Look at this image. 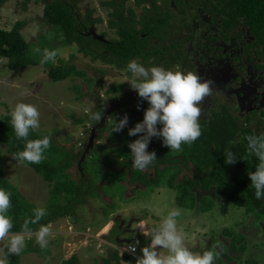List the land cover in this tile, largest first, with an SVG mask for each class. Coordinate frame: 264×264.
Returning <instances> with one entry per match:
<instances>
[{
    "label": "trees",
    "instance_id": "trees-1",
    "mask_svg": "<svg viewBox=\"0 0 264 264\" xmlns=\"http://www.w3.org/2000/svg\"><path fill=\"white\" fill-rule=\"evenodd\" d=\"M14 0H0V11L7 2ZM32 0H24L26 5ZM43 5V14L40 20L49 27L57 28L58 33L54 37H58L62 46L77 48L78 53L83 57H89L91 61H101L104 64L113 65L121 70H127V64L135 60L143 64L146 68L153 66H160L159 61L154 58H162L167 53L160 49L165 42L166 33H173L175 24H167V18L161 19L157 17L152 11L158 8L153 0V5L150 10L142 8L143 15L141 16V30L136 29V23L133 21L134 10L126 8V3L129 0H110L104 2L102 6L113 9L112 17L114 20L108 23V28L114 30L117 38L111 39L108 43L102 44L95 41L92 37H87L83 33V27L86 23L83 19L81 21L77 9L74 8L79 0H35ZM70 2H73L70 4ZM151 3L150 0H134V7ZM216 4L221 6L220 13L229 20L223 22L225 31L239 29L237 38H243V29H248L250 36L255 46H250V49L255 50L257 58L264 59V0H216ZM72 5V7L70 6ZM127 9L130 13V18L125 19L123 10ZM91 11L87 12V17L90 16ZM86 17V18H87ZM116 20V21H115ZM100 21V20H98ZM29 22L18 21L8 31L0 29V62L4 59L8 62V69L15 71L19 68H26L28 66H40L41 62L35 61L30 57L29 45L24 40L21 32L26 28ZM83 23V26H82ZM191 28L187 24L175 30L181 32L184 30L190 31ZM223 29V28H222ZM164 31L163 35L162 32ZM142 35V36H141ZM224 35V34H223ZM105 36V35H104ZM106 37V36H105ZM60 40V41H59ZM152 41L154 43H152ZM166 43V42H165ZM174 41L171 45L166 47H175ZM103 48L109 52V56L101 53ZM160 55V56H159ZM153 56V61L150 57ZM162 56V57H161ZM169 56V54H168ZM75 55H70L67 60H59L55 65L49 64L44 67L47 69V76L52 82L65 81L69 78H83L90 87L94 83V79L88 78L84 71L78 70L74 65ZM168 64V60L166 62ZM43 67V68H44ZM48 67V68H47ZM44 68V69H45ZM129 75V72H128ZM122 87L113 85L107 92L106 97L111 98L112 94L118 92ZM78 94L77 100L85 96L79 86L74 87ZM98 95V94H97ZM105 105V104H104ZM103 113V109H100ZM264 117V113L261 114ZM10 113L0 117V190H5L11 193V208L8 215L12 218L13 228L9 235L20 233L22 235L36 234L41 225L49 226L60 219H73L76 217L79 208L87 205L88 197L98 196V187L95 183L104 181L109 174H122L119 177L121 182L125 179V172L120 168H127L133 183H141L148 187L149 180L153 188L165 186L172 190L174 195V202L181 208L192 210L196 213H206L214 207V200L220 198H227L237 208H242L248 215H253L256 220L264 222V200L255 199V189L251 187V181L248 173L254 172L258 160L254 155H249L246 137L249 135H264V129L260 130L259 125L253 129L251 126H244L240 124L238 117L230 114L228 109H220L218 112L212 111L207 120L204 117L200 118V125L202 135L194 143L188 145L183 144L182 156L189 160L194 166L197 176L191 179L185 178L183 182L177 183L176 176L180 171L175 168L173 173L169 175V168H165L163 172L156 170L154 178H150L146 172L153 167L150 166L144 171L136 170L131 163V150L128 144L140 138L143 133L136 136H129L130 128L135 127L136 124H130L127 129L124 128L121 132H112L113 125L107 129L109 137L113 143H117L119 148L117 151L126 162L112 165L108 157L99 158L94 155L92 164L95 166L96 172L94 178L86 181V178L75 181L68 170L73 166L78 155L73 154L72 151L56 145L54 134L44 131L30 132L28 139H39L43 136L50 138V147L45 152V158L39 164H29L27 162H19L20 164L31 168L49 188V196L43 206H37L35 203L28 200L15 186H13L4 176L2 168V147L7 149L8 154L15 156V154L24 148L25 141L18 140L11 126ZM76 124H83L86 128L88 122H92L91 116L86 121L82 119H75ZM129 123V122H128ZM156 147L153 144V138L148 146V151H155ZM226 151H231L238 159L233 164H225L224 154ZM176 151H171L165 146H157V158L168 157ZM133 167V169H131ZM168 175V176H167ZM123 178V180H121ZM95 179V180H94ZM103 187V186H101ZM150 189V187H148ZM199 189L203 193H207L210 189L213 190V195H199L192 189ZM102 189V188H101ZM124 192V191H123ZM150 193L146 192L145 194ZM115 196V195H114ZM44 208L47 214L39 221V223H29V231L23 230L25 221L34 219L33 209ZM109 209L113 210L114 206L110 205ZM108 209V210H109ZM107 209L102 210V216L108 219L112 211ZM85 227L80 225L79 231H84ZM221 235L219 242L220 251L224 252L225 257L230 260L234 256L241 260L239 256L246 249V244H250L248 237H241L235 239L231 235ZM228 238V239H225ZM113 243L111 238L108 239ZM149 240V239H148ZM147 240V241H148ZM25 249L17 255H9V261L6 264H20L21 257L26 254L35 253L42 257H47L48 252L46 248H40L38 244L33 241L25 242ZM143 243V241H142ZM242 243V244H241ZM263 241L261 242L262 246ZM257 244V243H256ZM255 248V246H253ZM226 249L228 251H226ZM261 249V250H260ZM258 250V251H257ZM255 252L248 254L246 264H264V246L258 248ZM223 254V255H224ZM130 257L124 255V260H129ZM113 260V259H112ZM233 260V259H232ZM62 264H80L78 258L73 255Z\"/></svg>",
    "mask_w": 264,
    "mask_h": 264
},
{
    "label": "rangeland",
    "instance_id": "rangeland-1",
    "mask_svg": "<svg viewBox=\"0 0 264 264\" xmlns=\"http://www.w3.org/2000/svg\"><path fill=\"white\" fill-rule=\"evenodd\" d=\"M108 1L79 0L76 8L81 19H84L87 12L91 10L92 16L101 22L96 25L97 33L106 29L107 38L116 39L117 36L114 31L108 32L105 28L111 9L103 7L102 4ZM23 4L24 0H14L7 2L2 7L0 29L8 31L16 22L27 21L29 23L21 34L29 45L30 57L41 62L44 49L55 50L58 55L54 64L48 62L40 66L19 68L15 71L8 69L6 59L0 62V117L10 113L19 102L35 105L40 113L38 131L55 133L54 138L57 146L64 147L72 151L73 154H78L81 151V149H77L79 143L87 142V132L84 130L83 124H76L74 120L86 121L90 113L98 107L96 97L93 98V96L98 94V99H105L106 92L113 85L122 87L120 92L114 94L115 97L121 99L125 97L131 103L135 90L131 88L130 83L136 77L131 73L127 75L126 70L115 69L101 61L93 62L89 57H83L78 53L75 46L65 47L59 42L57 43L58 37H54L58 33L57 28L49 27L40 20L43 14V5L35 0L26 5ZM126 6L133 8L131 1H128ZM145 8L147 7L145 6ZM141 10L142 8L139 7V9H135V12L139 15ZM37 48L41 50L40 54L34 52ZM72 54L76 56L73 63L77 69L84 71L88 78L94 79V83L90 87L83 78H69L65 81L52 82L47 76L45 65H55L59 60H67ZM76 86H79L85 94L80 100L76 99L78 94L73 90ZM107 134V131L103 133L101 142L105 140ZM1 152L2 168L6 179L28 200L37 206H43L49 196L47 184L31 168L20 164L13 155L8 154L5 147H2ZM90 156L92 158L93 153ZM84 166L86 173L91 179L94 178L96 169L89 157H87ZM68 173L74 180H79L80 174L76 170V165H73ZM149 173L152 175L153 170L150 169ZM121 176L122 174L111 173L104 181L95 183L98 187L99 198L89 196L87 205L79 208L75 218L60 219L48 226L52 235L48 237V244L45 247L48 252L47 257L44 258L35 253L26 254L21 257L20 264H62L63 261L68 260L73 255L78 258L80 264H102L101 258L105 255V246L109 243L104 242L106 240L102 238L100 232L105 230L102 234L108 236V228L114 225V217L116 216L123 221L130 218L142 221L140 225L142 224L143 234L150 239V233L155 224L166 217L170 211L179 209L181 215L177 217V228L183 235L187 247L200 254L207 250L218 249L221 235L224 232L235 239H240L243 236L248 237L253 230H257L259 234L264 232L263 221H258L252 214L248 215L244 209L235 207L230 199L220 198L213 203L214 207L210 211L196 213L177 206L174 202L175 193L172 190L165 186L153 188L150 180L147 186L150 187L148 192L152 193L135 192V197L140 199L138 200L133 197L134 194L131 189L127 190L126 188V191L124 186L118 182ZM121 182L125 184V180ZM101 186H103L102 190L100 189ZM110 204L114 206L113 210L108 208ZM103 209L111 210L112 216L108 219L103 218ZM80 225L89 230V233H76L75 230H79ZM106 225H108L107 229L104 228ZM226 233L225 235H228ZM113 235L115 236V234ZM124 235L130 237L129 234H122L121 236ZM23 236L25 242L33 241L37 244L35 234ZM11 237L12 235H8L0 240V261L3 264L9 261L10 254L7 252V244ZM145 243L147 242L145 241ZM254 243L251 242L249 245H252V252L264 246V240L262 246L253 245ZM220 249L218 250L220 251ZM81 250L93 252L92 256L88 253L85 256L82 255V252L78 253ZM218 250L215 262L218 264H237V259L232 260L230 258L228 260L224 252ZM160 252L163 255L167 254L166 250L163 249ZM110 264L113 263L110 262Z\"/></svg>",
    "mask_w": 264,
    "mask_h": 264
},
{
    "label": "flooded vegetation",
    "instance_id": "flooded-vegetation-1",
    "mask_svg": "<svg viewBox=\"0 0 264 264\" xmlns=\"http://www.w3.org/2000/svg\"><path fill=\"white\" fill-rule=\"evenodd\" d=\"M129 1L134 4V0ZM150 1L151 3L145 5L141 4L139 7L145 8L146 6L147 8L145 9L150 10L153 5V0ZM154 1L158 8L157 10L152 11L153 14L155 12L154 15L161 19L168 17L167 24H175V30L184 27V24H187L188 27L191 28L190 31L184 30L177 32L174 30L172 31L173 33H166V43L164 42L160 49L162 52L167 53V56H161L162 58L155 57L154 60H157V62L160 60L159 67L173 71L194 72L201 77L202 81L207 80L212 82L210 95L205 97L200 105L202 113L201 117H204V119L207 120L212 111L218 112V110L224 108L228 109L230 114L238 117L241 125L251 126L255 129L259 124L261 125L259 126V129L263 130L264 117H262L261 114L264 113V59H259L255 56L256 49L248 50L251 45L255 46L248 29L244 28L242 30L243 38L240 39L237 38L239 32L238 28L225 31L223 22L229 20V18H226V16H223L219 12L221 6L216 4V0ZM67 2H69V0H67L66 3ZM72 3L73 2H70V4ZM117 3H120L119 0ZM70 6L72 7V5ZM76 6L77 3L74 4V8H72L76 10ZM125 7L132 8L129 6ZM126 8L123 10V13L127 20L131 15ZM133 8V21L136 23V29L141 30V16L143 13L141 12L142 14L140 13L138 15L135 12V9L139 8H135L134 5ZM110 9L111 12L108 15L109 20L105 26L108 32L110 31L108 23L114 20V17H112L113 9ZM92 15L93 12L90 13L89 17H87V14L85 15L86 26L82 28L84 31L83 34L87 37H92L89 33L94 32V34L104 38V44H106V42L108 43L111 39L107 38L108 33L106 29L97 33L96 25L101 22L98 21V18H94ZM81 21H83V19H81ZM163 33L164 31L162 32V35ZM94 40L98 42V40ZM173 41L176 43L174 44L175 47H166L171 45ZM101 43L103 44V42ZM152 43L154 42L152 41ZM98 53H103L106 56L110 55L109 52L106 51V48H103V50ZM150 59L153 61V56H151ZM167 60L168 64L166 63ZM105 65L119 69L110 64ZM120 90L118 92H120ZM118 92L114 94L116 95ZM114 94H112L111 98L108 99L105 97V99L102 100L97 98L98 95L93 96V98L96 97L98 107L95 108L89 116L92 117L94 113L100 112L101 108L104 112L100 121L92 119V122H88L86 128L84 127V130L87 132V142L79 143L77 149H81V151L78 154H75L78 155L79 158L73 163V165H76V170L80 174L78 181L82 178H86V181L91 180V177L86 173V168L84 166L87 157H89V160H92L95 154L101 158V160L103 157H108L110 162L113 163L112 165L126 162L117 151H113L120 148L117 143H113V140L109 137V133L105 140H103L104 142H101V139H103L102 135L107 129L114 125V121L118 122L125 115H127L129 122L127 127H125L126 129L130 127V124L132 123L137 124L138 122H141L144 117V111L149 107L148 102L140 98L136 91L133 92L131 103H129L127 98H117ZM91 137L92 140H90ZM153 144L156 146L153 148L156 153L157 146H162L161 138L153 137ZM182 151L183 149L181 151H176L168 157H165V159H163V157L157 158V161L151 168L153 170V177H151L152 175L149 173L150 169L146 171L150 178H154L156 170L163 172L165 168H169V173H173L174 170H176L175 168L180 169L176 176L177 183L183 182L185 178L192 180V178L196 177L197 173L194 166L189 160L183 158ZM92 153L93 157L91 158L90 155ZM156 156H158V154H156ZM131 169H133V167H131ZM120 170L125 172V184L122 182L120 183L124 186L125 190L126 188L127 190L131 189V192L134 194L133 197H135V192H143L142 194H145L149 191V188L145 185L139 182H132L129 175L130 171L127 168L119 167L117 171ZM101 188L102 187H100V189ZM192 190L196 192L199 197V195L204 194L212 196L214 189H210L207 193H203L196 188ZM127 198L129 199V197ZM135 198L140 200L139 197ZM215 202L216 200H214V203ZM140 222L142 221L134 218L123 221L117 216L114 217V225L108 230L109 235H111L110 238L113 242L117 239L133 240L138 237H141V240L144 239L145 236L141 229L142 224L140 225ZM118 232L119 234H117ZM113 234H115V236ZM122 234H129L130 237H127L126 235L121 236ZM258 234L259 232L257 230H253L248 235L250 243L255 242L253 245L256 243L260 245L261 241L264 240V232ZM249 245L250 244H246V249L239 255L241 257L239 264H246L248 254L251 252L252 248V245ZM226 251L228 250L226 249ZM234 256L232 259H235ZM215 264L218 263L215 262Z\"/></svg>",
    "mask_w": 264,
    "mask_h": 264
},
{
    "label": "clouds",
    "instance_id": "clouds-1",
    "mask_svg": "<svg viewBox=\"0 0 264 264\" xmlns=\"http://www.w3.org/2000/svg\"><path fill=\"white\" fill-rule=\"evenodd\" d=\"M34 52L40 54L41 50L37 48ZM57 55L55 50L44 49L41 63L54 64ZM127 70L136 77L130 83L131 88L149 105L144 111L143 120L128 131L129 136L143 133L140 138L129 143L128 147L131 150L133 167L138 171H144L157 161L156 153L148 151L153 137L161 138L162 145L171 151H181L183 144L190 145L200 138L202 135L199 122L202 114L200 105L205 97L210 95L212 82L202 81L201 77L194 72L173 71L159 66L146 68L135 60L127 64ZM102 115L103 113L97 112L91 118L100 121ZM10 116L16 138L25 141L23 150L17 152L14 158L21 163H41L45 158V152L50 147V138L43 136L39 139H28L30 132L40 127V113L37 107L19 102L11 110ZM127 125L128 117L125 115L118 122L114 121L112 132L119 133ZM246 140L249 155H254L258 160L255 171L248 173L251 187L255 189V199L264 200V135H249ZM224 157L225 164H233L238 160L231 151H226ZM10 196L11 193L0 190V240L8 236L13 228L12 218L8 215L12 206ZM46 214L44 208L33 209L34 219L25 221L23 230L29 231V223H39ZM180 215L179 209L170 211L166 217L155 224L150 233V239L144 235L145 238L142 240L141 237L134 238L130 244H117L115 241L111 246L118 254H121L123 252L116 248L132 246L138 242L137 252L135 253V247L131 249L134 255L123 253L135 258L136 264H215L218 255L215 249L200 254L187 247L183 235L177 228V217ZM107 226L104 228L107 229ZM75 232L82 234L89 233V230H75ZM51 235L50 228L41 225L35 234L37 244L42 248L47 247L48 237ZM141 246L142 254L140 255ZM25 247L24 236L16 233L8 241L7 252L18 256ZM160 249L166 250L167 254L162 255ZM0 264L3 262L0 261Z\"/></svg>",
    "mask_w": 264,
    "mask_h": 264
},
{
    "label": "crops",
    "instance_id": "crops-1",
    "mask_svg": "<svg viewBox=\"0 0 264 264\" xmlns=\"http://www.w3.org/2000/svg\"><path fill=\"white\" fill-rule=\"evenodd\" d=\"M107 228H108V226H107ZM109 229V228H108ZM91 232V231H90ZM103 232H105V230H103V231H101L100 233H101V235H102V238H104V240H106V241H104V242H108L109 243V245H107V246H105V255H103V257L101 258V262H102V264H110V262H112L113 264H136V261H135V258H133V257H130V259L129 260H127V261H125L124 260V254L123 253H121V254H118L113 248H112V246L111 245H113V243L111 242V241H109L108 239L109 238H107L106 239V237L107 236H104L102 233ZM88 236H90V235H88ZM91 239V238H90ZM89 239V240H90ZM90 243H91V241H90ZM106 247H108V248H106ZM141 247H140V249H139V253H140V255L142 254L141 253ZM161 250V249H160ZM79 252H82V255H86L87 253L88 254H90L91 256H92V253L93 252H91V251H85V250H81V251H78V253ZM163 255V254H162ZM139 256V255H138ZM94 257V256H93ZM109 259V260H108ZM113 259V260H112Z\"/></svg>",
    "mask_w": 264,
    "mask_h": 264
},
{
    "label": "water",
    "instance_id": "water-1",
    "mask_svg": "<svg viewBox=\"0 0 264 264\" xmlns=\"http://www.w3.org/2000/svg\"><path fill=\"white\" fill-rule=\"evenodd\" d=\"M89 35L92 36L94 39L98 40L99 42H103V43L105 42V40H104V38L102 36L96 35V34H94V32L89 33ZM90 140H92V137L90 138ZM116 243L117 244H130L131 243V240H127V239H125V240H118L117 239L116 240Z\"/></svg>",
    "mask_w": 264,
    "mask_h": 264
},
{
    "label": "built area",
    "instance_id": "built-area-1",
    "mask_svg": "<svg viewBox=\"0 0 264 264\" xmlns=\"http://www.w3.org/2000/svg\"><path fill=\"white\" fill-rule=\"evenodd\" d=\"M137 245H138V242H135L132 246H127V247H124V248H116V249L118 251H120V252L127 253L129 255H134L137 252ZM132 247H135L136 248L135 253H133L131 251Z\"/></svg>",
    "mask_w": 264,
    "mask_h": 264
}]
</instances>
